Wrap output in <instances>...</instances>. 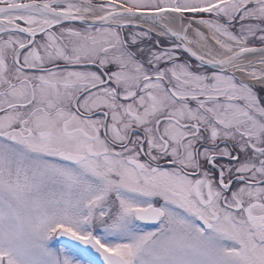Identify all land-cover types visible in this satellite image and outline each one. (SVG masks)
Returning a JSON list of instances; mask_svg holds the SVG:
<instances>
[{
	"label": "snow or ice",
	"instance_id": "6c2138e0",
	"mask_svg": "<svg viewBox=\"0 0 264 264\" xmlns=\"http://www.w3.org/2000/svg\"><path fill=\"white\" fill-rule=\"evenodd\" d=\"M0 264H264V0H0Z\"/></svg>",
	"mask_w": 264,
	"mask_h": 264
},
{
	"label": "rangeland",
	"instance_id": "374dc122",
	"mask_svg": "<svg viewBox=\"0 0 264 264\" xmlns=\"http://www.w3.org/2000/svg\"><path fill=\"white\" fill-rule=\"evenodd\" d=\"M59 243H60V241H59L58 239L55 238V240H54V244H57V245H58Z\"/></svg>",
	"mask_w": 264,
	"mask_h": 264
},
{
	"label": "water",
	"instance_id": "95a60500",
	"mask_svg": "<svg viewBox=\"0 0 264 264\" xmlns=\"http://www.w3.org/2000/svg\"><path fill=\"white\" fill-rule=\"evenodd\" d=\"M60 238V237H59ZM61 239H64V240H66L67 238H61Z\"/></svg>",
	"mask_w": 264,
	"mask_h": 264
}]
</instances>
